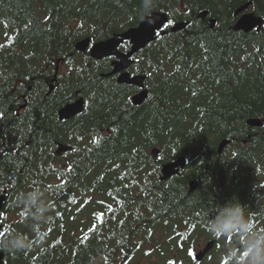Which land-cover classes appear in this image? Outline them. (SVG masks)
Returning a JSON list of instances; mask_svg holds the SVG:
<instances>
[{"label":"trees","instance_id":"obj_1","mask_svg":"<svg viewBox=\"0 0 264 264\" xmlns=\"http://www.w3.org/2000/svg\"><path fill=\"white\" fill-rule=\"evenodd\" d=\"M247 3L264 19V0H151L150 11L144 0H0L4 264H198L202 238L215 245L201 263L247 264L241 253L264 245V26L229 29ZM202 10L214 29L195 19ZM155 11L189 25L164 29L136 56L148 99L134 108L130 87L101 79L108 60L94 64L74 46ZM76 92L85 113L59 121ZM59 144L71 151L56 157ZM179 158L185 168L160 181L161 165ZM237 204L225 231L217 218ZM18 237L27 247H12Z\"/></svg>","mask_w":264,"mask_h":264},{"label":"water","instance_id":"obj_2","mask_svg":"<svg viewBox=\"0 0 264 264\" xmlns=\"http://www.w3.org/2000/svg\"><path fill=\"white\" fill-rule=\"evenodd\" d=\"M250 3L239 6L235 9L233 15L236 18L234 24L229 27V29L235 33H243L248 35L250 33H260L263 30L264 19L256 16L253 12H249ZM156 18V22L153 25H149L145 20V15L137 26L132 27L125 32L116 35L115 37L102 40L99 42L92 43L90 39H83L75 43V50L80 53H88L89 57L94 61H101L103 59L115 58L112 61V70L105 77H111L118 75L117 84L131 86L138 89V93L131 98V104L133 107L141 106L148 99V90L146 89L147 75H134L131 76L127 69L133 64L132 59L148 47L157 38V35L164 36L168 31L171 33H177L185 30L189 25V22H175L169 24L168 14L161 11H155L148 14ZM209 11L202 10L198 12L195 19L206 20L209 29H214L217 25V20L213 18H208ZM159 25V27H157ZM125 43H128L129 50L127 52H122L120 47ZM56 82V77L52 83ZM53 90L51 86L50 92ZM84 111V100L79 98L74 103L65 105L58 112L59 121H70L78 115H81ZM263 124L261 119H249L246 125L251 128H259ZM229 141H222L218 148L217 153L220 155L225 147L229 144ZM71 151V147L65 144H59L55 152L56 157H60L62 154ZM158 149H153L151 151V157L156 160L159 155ZM186 166V159L179 158L172 162H167L161 165L160 168V181H167L172 177L178 176L180 171ZM190 192L194 191L198 183L196 181L189 182ZM6 202V192L4 191L0 195V240L4 237L5 230L2 220V210ZM215 241H209L202 252H197L194 255V260L196 262H201L205 256L213 249ZM5 255L0 252V264H4Z\"/></svg>","mask_w":264,"mask_h":264},{"label":"clouds","instance_id":"obj_3","mask_svg":"<svg viewBox=\"0 0 264 264\" xmlns=\"http://www.w3.org/2000/svg\"><path fill=\"white\" fill-rule=\"evenodd\" d=\"M144 8L146 11H150L151 9V0H144ZM145 20L149 25H153L156 22V18L150 15L145 16ZM29 199L33 202L36 200V194L30 193ZM242 213L241 207L237 205H229L223 208L217 218L219 222L224 225L225 231L229 229L230 225H233L235 222V218ZM12 247L15 249H21L27 247V244L23 237H18L12 242ZM247 264H264V245L260 247V249H254L252 252V258L247 262Z\"/></svg>","mask_w":264,"mask_h":264},{"label":"flooded vegetation","instance_id":"obj_4","mask_svg":"<svg viewBox=\"0 0 264 264\" xmlns=\"http://www.w3.org/2000/svg\"><path fill=\"white\" fill-rule=\"evenodd\" d=\"M128 48V49H127ZM120 50L122 51V52H127L128 50H129V45H128V43H125L123 46H121L120 47ZM137 56V55H136ZM136 56L135 57H133L132 59L134 60V62H133V64L127 69V71L130 73V75L131 76H134V75H140V74H136L134 71H132V68H133V66H135V64H137V59H136ZM103 60H108V62H107V64L109 65V70L106 72V73H101V79H103V80H106V81H110V82H114L115 84H117V82H116V80H117V77H118V75H115V76H111V77H105L104 75H107L109 72H111V70H112V61H114L115 60V58H108V59H103ZM103 60H101V61H94L93 60V63L94 64H97V63H100V62H102ZM118 85V84H117ZM119 86H125V85H119ZM126 87H130L132 90H133V94L131 95V96H129V98H128V100L131 102V98L134 96V95H136L139 91H138V89H136V88H134V87H131V86H126ZM147 89V88H146ZM148 90V89H147ZM48 94H51L50 92L48 93ZM75 95L76 96H78L79 95V93L78 92H76L75 93ZM79 98H82L83 100H84V97H81V96H78V97H76V99H72L71 101H69L67 104H71V103H74L76 100H78ZM67 104H65V105H67ZM64 105V106H65ZM86 102H85V100H84V111H83V113L81 114V115H78V116H76L75 118H78V117H81L84 113H85V110H86ZM143 105V104H142ZM141 105V106H142ZM63 106V107H64ZM62 107V108H63ZM139 107V106H138ZM62 108H60V110L62 109ZM134 108H136V107H134ZM59 110V111H60ZM58 111V112H59ZM58 112H57V116H58ZM74 119V118H73ZM73 119H71V120H73ZM65 122H67V121H65ZM3 153V151H2V147L0 146V154H2ZM220 156V155H219Z\"/></svg>","mask_w":264,"mask_h":264},{"label":"rangeland","instance_id":"obj_5","mask_svg":"<svg viewBox=\"0 0 264 264\" xmlns=\"http://www.w3.org/2000/svg\"><path fill=\"white\" fill-rule=\"evenodd\" d=\"M249 12H251L250 10L247 12V13H249ZM153 150V149H152ZM152 150H149L148 151V155L149 156H151V151ZM7 224L8 223H11V222H14V218H13V216H8L7 217ZM2 223L3 224H5V222L2 220ZM203 239L204 238H202L201 239V241H200V243L197 245V249H196V251H198V253L199 252H202L203 250H204V248H205V246L207 245V243L209 242V241H203ZM240 250L242 249L241 248V246H240V248H239ZM217 250V251H216ZM215 251H216V253L218 252V251H220V250H218V248L216 249ZM193 253H195V252H193ZM209 254V253H208ZM244 260L245 261H249L250 260V257L249 256H246L245 258H244ZM153 262H157V259L155 258V257H152L150 260H148V259H142L141 261H140V264H152ZM193 264V263H192ZM198 264H217V263H212V262H209V260H206V261H204L203 263H198Z\"/></svg>","mask_w":264,"mask_h":264},{"label":"snow or ice","instance_id":"obj_6","mask_svg":"<svg viewBox=\"0 0 264 264\" xmlns=\"http://www.w3.org/2000/svg\"><path fill=\"white\" fill-rule=\"evenodd\" d=\"M168 23L171 24V21H169ZM157 27H159V25H157ZM241 255L246 257L247 253L246 252H242Z\"/></svg>","mask_w":264,"mask_h":264},{"label":"bare ground","instance_id":"obj_7","mask_svg":"<svg viewBox=\"0 0 264 264\" xmlns=\"http://www.w3.org/2000/svg\"><path fill=\"white\" fill-rule=\"evenodd\" d=\"M261 18V17H260Z\"/></svg>","mask_w":264,"mask_h":264}]
</instances>
